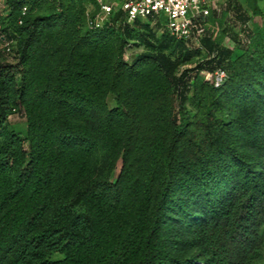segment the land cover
Masks as SVG:
<instances>
[{"label": "trees", "instance_id": "obj_1", "mask_svg": "<svg viewBox=\"0 0 264 264\" xmlns=\"http://www.w3.org/2000/svg\"><path fill=\"white\" fill-rule=\"evenodd\" d=\"M260 1L247 0L254 16ZM92 3L0 0V44L16 57L0 62V264H253L264 247V25L246 47L206 38L202 50L162 16L91 27ZM217 68L220 87L207 78ZM19 111L24 135L6 125Z\"/></svg>", "mask_w": 264, "mask_h": 264}, {"label": "built area", "instance_id": "obj_2", "mask_svg": "<svg viewBox=\"0 0 264 264\" xmlns=\"http://www.w3.org/2000/svg\"><path fill=\"white\" fill-rule=\"evenodd\" d=\"M216 8L210 0H95L88 6L86 15L89 26L95 28L110 22L116 14L127 23L138 18L162 16L171 36L204 50V40L214 34V28L208 27L206 20ZM5 48L12 51L10 43L5 44ZM211 76L214 86L220 87L228 74L225 69L217 68L207 78Z\"/></svg>", "mask_w": 264, "mask_h": 264}, {"label": "rangeland", "instance_id": "obj_3", "mask_svg": "<svg viewBox=\"0 0 264 264\" xmlns=\"http://www.w3.org/2000/svg\"><path fill=\"white\" fill-rule=\"evenodd\" d=\"M210 1H212L217 6V8L211 12L210 16L206 20V23L208 27L211 26V28H214V34L210 39L213 46L216 45L218 49L236 50V48L239 46L246 47V45L248 44L246 41L250 30L253 29L256 25H264V0L259 2V6L262 10V14L260 16L252 15L250 9L247 6V0ZM234 5L240 6L242 10H245L250 16V20L247 23H243L241 20H239L236 15L238 11L236 10V8L233 7ZM2 9L3 6L1 5L0 12ZM151 17L156 18L157 16ZM156 23L157 21L153 20L151 22V26L156 30V34L159 37L164 32V29L162 27L158 28ZM0 47L2 53L0 57V62L15 63L16 57L14 52L7 51L5 48V43H1ZM209 50V46H206L205 52ZM142 52H146V50H144L142 46L130 48L125 54V60L127 62H131L133 58L140 55ZM194 65L195 64H191L190 66ZM108 104L109 107L115 106V98L113 95H109ZM187 108L189 109L188 106ZM6 125L10 130H14L24 135L27 129V123L24 112L19 111L13 114L9 118ZM1 132L2 129L0 128V134ZM55 258H61V255H55ZM253 264H264V247L260 258L256 260Z\"/></svg>", "mask_w": 264, "mask_h": 264}]
</instances>
